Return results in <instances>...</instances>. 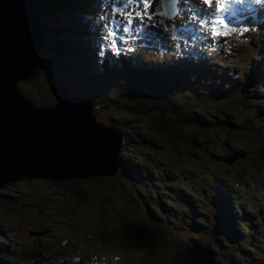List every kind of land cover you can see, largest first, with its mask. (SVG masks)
<instances>
[{
	"label": "trees",
	"instance_id": "1",
	"mask_svg": "<svg viewBox=\"0 0 264 264\" xmlns=\"http://www.w3.org/2000/svg\"><path fill=\"white\" fill-rule=\"evenodd\" d=\"M35 4L43 21H48L42 53L54 70L51 80L69 94H80L55 69L73 73L83 92L101 105L104 123L123 126L127 137L122 170L117 173L120 182L112 177L57 183L26 180L16 184L18 191H0V229L7 230L0 234V264H99L92 253L87 254L94 247L104 255L98 258L101 264H154L144 252L146 237L160 240L180 264L181 251L193 246L211 247L219 264H264V218L247 203L257 195L258 180L234 179L243 170L255 174L264 168L260 166L264 165V72L257 69L264 46L248 54L227 88L214 86L200 82L197 74L201 51L188 58L187 45L165 17H153L164 27L162 34L129 35L123 32L119 15L123 5H113L112 0H35ZM134 7L131 4L130 9ZM157 8L163 11V4L153 0L149 11ZM104 13L110 30L117 32V44L110 43L114 54L106 65V59L100 62L98 76L84 83L72 71H80L76 62L70 61L72 73L62 67L67 54L76 50L66 44L56 57L52 30L62 45L60 24L72 20L84 27L80 17L89 14L100 35ZM260 25L255 28L264 40ZM69 28V34L74 32ZM251 60L255 66L248 65ZM217 62L225 70L201 73L218 79L216 74H225L229 66L220 58ZM33 77L43 84L39 92L45 91L55 102L44 70L37 69ZM36 83L24 88L29 91ZM250 165L256 166L252 170ZM157 181L168 184L158 189ZM38 185L54 191L47 204L32 197ZM26 194L32 199L23 203L19 196ZM20 224L28 229L14 227Z\"/></svg>",
	"mask_w": 264,
	"mask_h": 264
},
{
	"label": "water",
	"instance_id": "2",
	"mask_svg": "<svg viewBox=\"0 0 264 264\" xmlns=\"http://www.w3.org/2000/svg\"><path fill=\"white\" fill-rule=\"evenodd\" d=\"M3 9L0 6V23ZM13 13L7 10L5 15L9 21L4 26L9 49L4 50L0 41V191L26 180L57 183L74 178H113L122 170L121 154L127 136L123 126L104 123L99 103L96 107L90 99L71 100L58 89L54 92L55 103L48 106L31 101L25 90L15 88V82L23 81L27 75L34 83V69L44 70L48 80L52 74L45 69L44 36H20ZM6 55L9 65L4 63ZM251 127L254 128L252 124ZM254 176L243 170L234 179ZM215 258L209 246L181 251L183 264H219Z\"/></svg>",
	"mask_w": 264,
	"mask_h": 264
},
{
	"label": "rangeland",
	"instance_id": "3",
	"mask_svg": "<svg viewBox=\"0 0 264 264\" xmlns=\"http://www.w3.org/2000/svg\"><path fill=\"white\" fill-rule=\"evenodd\" d=\"M4 2H5V0H2V2H0V4L3 5ZM24 3H25L24 0H17L16 2L13 3L12 7L15 8L16 10L18 9L16 14H15V12L13 13L14 20L16 21V23H22V25L24 23H26V24H31V23L37 24L38 20L35 18V16L30 14L27 9H24ZM112 4L121 6L122 5V0H112ZM20 12H23V14H24V15L22 14L21 17H20V15H21ZM190 14H191V12H188V11L185 10V11H182L180 13V15H178V16L173 18L174 19L173 20V31L174 32H175V22H174L175 20L179 21V22L185 21L187 27L191 28V26H189V24H191V21H189V19H188ZM60 16H61V14H60ZM185 16L187 17L186 19H185ZM17 17L19 18L18 21L16 20ZM29 17H31V21L29 20ZM82 18H83V16L80 17V20L84 21ZM107 18L108 17H107L106 14L102 15V18H101V21H102V28H101L102 30H101V32L102 33L100 35L94 33V31H93V29L91 27H88V28L81 27V23H75V22H71L72 20H69L67 22V24H65L64 27H67L69 25V27H70L69 30L72 31V29L74 28V32H71L70 34L69 33L63 34V43H62V45L57 46V44H56V46H55L56 49H55L54 53L56 54V57L59 56L60 49L64 48L66 46V44H68V47H69V49L71 51L76 50V52L72 53L71 55H69V53L67 54L66 59L63 60V62L65 63V67L64 66H62V67L63 68H67L69 71H71V69H70V67H71L70 64L71 63H70V61L76 62L78 68L80 69V71L77 69L76 70L77 73H76L74 68L72 69V71L84 83H87V82H89L91 80V78H92L91 76L94 74V71L96 73V76H98L97 75V71L98 70L96 71V68H95L94 65H98V64H100V62H104L105 54L109 53L108 48L104 47V44L106 45V44H108L110 42V41H107L106 38H105L107 36V34L105 32H109V30H110V28H109V26L107 24ZM207 19H209V21H210L208 26L211 25V27H212V26H214L216 24V21L213 18H207ZM195 20H196L195 24L197 26L201 27L200 18L196 17ZM213 20H214V22H213ZM170 21L171 20H168V22H170ZM4 26H6V24ZM4 26L0 27V39L2 37H3V39L6 37L5 36V32H4ZM38 27L39 26L36 27L37 30L35 32H37L38 35H45V37H46V30H47V27H48V21H44L43 26L39 27V28ZM79 29H81V31H79ZM232 29H234V27ZM232 29L227 30L226 33H228V34L227 35H223V37H220L219 41L222 44H224L227 40H231L233 38V35H234L236 37V39L239 40V42H238V46L239 47L238 48H240V47H245V48L249 47V39L247 37L248 33L244 32L243 35L240 34L241 30L244 29V28H235V31H233ZM30 30H31V28H30ZM30 32L31 31H27L25 34H30ZM205 34L206 33H203L199 29H188V36H189V39H190L192 44H197L196 37H198L203 44L207 43L208 40H207ZM96 35H97V37H96ZM175 35H176V32H175ZM176 37L179 38L178 35H176ZM53 38H56L57 42H60V40H61V38L57 37L55 34L53 35ZM94 45L101 46L103 52L101 53V51H99L98 49H95ZM212 53L213 52L209 48H207L206 52L204 54V59H205L206 63H208V65L210 67L213 64V58H214ZM97 60H99L100 62H98ZM48 61L46 60L47 63H48ZM200 65H203L201 60H200ZM258 67L259 68H264V63L258 65ZM219 68H221L222 70H225V68L223 66H221L217 62L215 70H213L212 72H216V70H218ZM37 69H34V71L37 70ZM45 69L48 71L47 73H49L50 67L48 68V66H45ZM50 71H52L51 74L53 75V71L54 70L50 69ZM55 71H56V73H59L62 77L65 78L67 86H72V89L77 88V89L80 90V92H83L82 84L79 83V82H75L73 80L74 74L72 73V71H71V73H72L73 76H71L70 72H68V71L60 72V71H58L56 69H55ZM239 73H240L239 69H236V68H233L232 66H229V69L226 71L225 74H221V73H220V75L216 74L218 79H216V80L212 79L210 81V83L213 84L214 86L225 84L226 88H227L228 85H230L232 82H234L236 80V77H237L236 75L239 74ZM202 77L207 78L205 75H202ZM29 78H30V76L27 75L26 78L23 81L15 82V85H14L15 88L17 90H19V88H20V90L28 91L26 88H24L25 87L24 85H29V84L32 83V81H29ZM35 78L36 77H33V79H35ZM194 79L195 78L190 77V80H194ZM9 82H10V80H9ZM48 82L51 85L50 88H51L52 94L55 95V93L59 91L58 89H61L60 88L61 86L59 84L55 83V81H52V80H48ZM17 83H19V84H17ZM34 83H36L35 80H34ZM41 86H43V84H42V82L40 80L37 81V83L35 84L34 87L31 86L29 91H28L29 95H30V97H28V98L31 99V101H32V99H35L36 101L38 100V102H40L43 105H48V106L52 105V102H54L53 99H52L53 97H50V95L46 94V92L43 91V90H42V93L39 92L38 89ZM61 91L63 93H65V94H67V97L71 98V100H75L73 98H78V97L70 96L66 89H64V90L61 89ZM95 93L99 94V93H101V91L96 89ZM81 95L82 96L79 97L78 99L88 100L87 95L85 93H82ZM91 101L96 102L93 99H91ZM94 104L96 105V107L99 106V104H97V102L94 103ZM254 166L255 165H250V167L252 169H253ZM262 178L264 179L263 175L261 176L260 179H262ZM113 179H115L117 181L119 180V182H120V177H118L117 175L114 176ZM16 184L17 183H14L11 186H9L8 188L9 189H15L16 191H18V188H17ZM156 184H157V188L158 189H162L161 186L162 187L167 186L168 181H161V182L157 181ZM35 190H36V193L32 197L35 198V200H37L38 202H42L44 204H47L49 202L48 201L49 198L51 199L54 196L53 195L54 191L52 189H50V188L40 187L38 185V186H35ZM2 191H4V189ZM16 191H12L11 190V192H16ZM255 192H257L258 194L263 195V193L261 191H259V189H255ZM10 195H11V193L6 194V196H10ZM19 199L22 200L23 203H24V202H26V201H28L29 199H32V198L29 195L26 194L25 196H23V195L19 196ZM66 199H68V198H66ZM251 202L254 203L257 206L258 210H260L262 212L261 214H262V216L264 218V214H263L264 213V198H263V196L256 197ZM0 218L3 219L2 215H0ZM6 221H14V220L6 218ZM9 224L12 226L14 224V222H10ZM0 226H2V223H0ZM14 227L15 228L22 227L25 230L28 229V227L26 225H21V224L19 226L15 225ZM3 231H7V230L3 229ZM144 240H146V243L143 245L144 252L147 253V256H149V258L154 262V264H180L177 261V259H175L174 254H172L170 251H166L164 249V247L162 246V243H161L160 240L149 239L147 237ZM155 249L158 250V253H154ZM91 253L95 257L97 262L99 264H101V262L98 259V258H103L104 257V255L101 252V250H97L94 247L92 252H88L87 254H91ZM116 262H114L113 264H115Z\"/></svg>",
	"mask_w": 264,
	"mask_h": 264
},
{
	"label": "clouds",
	"instance_id": "4",
	"mask_svg": "<svg viewBox=\"0 0 264 264\" xmlns=\"http://www.w3.org/2000/svg\"><path fill=\"white\" fill-rule=\"evenodd\" d=\"M16 1L17 0L11 1L8 4V7H9V9H11V11H15L16 10L15 8L12 7L13 3L16 2ZM0 2H2V0ZM6 2H8V0H5L4 4ZM24 2H25L24 3V9H27L28 11L29 10L32 11V13H30V14L34 15L35 18L38 20L37 24L33 23V25L30 27L31 30L29 29L28 31H32L33 32L32 35H34V37L36 36V37L39 38V35H37V32H35V31L37 30L36 27L38 26V24H40V22L42 23L41 27L43 26V23H44V21H43V12L40 9H38V7L35 6V2L33 0H24ZM122 5H124V1L122 2ZM0 6L3 7V5H1V4H0ZM130 7H131V5H129V8ZM36 8H37V11H36ZM140 8L143 9V5H141ZM165 8H166V2L163 4V9L162 10H164ZM180 8H183V7L180 6ZM122 10H124V9H122ZM4 12H5V9H3V15H2V17L5 18V15L7 14V12H6L5 15H4ZM91 17H93V16H91ZM186 18L187 17L185 16V19ZM82 19L85 21L84 16H83ZM93 19H94V17H93ZM250 19L251 20H248V21L247 20H241L240 17L236 18V17H233L232 15L229 14L227 16V21H229V24H227V25L229 27H231V29L233 27H234V29L235 28H247V29H249L254 24H256L254 22V20L258 19L257 24H261L260 25V29L264 30V9H262L260 11L258 10L255 13H253ZM166 20L168 22L167 18H166ZM173 20L174 19H172L171 21H173ZM193 21L194 20H191V24H189V26H191V28H188L185 21L179 22V21L175 20L174 21L175 22V32H176V35L179 36V39L187 45V47H188L187 54L189 56L188 58H190L192 56L194 57L195 56V52L197 50L201 51L202 57L197 58L199 64H198V66H196V68H197L196 71H197V74L199 76L200 82H202V83L203 82H210L212 80V79L209 78V76L205 72L201 73L202 71H205V70H208V69L212 73V68L208 65V63H206V61L204 59V54H205L207 48L210 49V47L212 46V49H210V50L213 52L212 54L214 56V58H213V63H214L213 67L214 68L216 67L217 59L220 58L222 63H226L228 66H232L233 68L240 69V66L242 65L243 60L246 57H249L248 54H250L253 49H259V48L264 46V40L261 39V37H259L258 35L251 42L249 40V47H247V48H245V47L238 48L239 47L238 43L234 42L235 41L234 38H236L234 35H233L234 38H232L231 40H227L224 44H222L219 41V38H210L208 36L209 32L212 30V28H214V26L211 27V25H210L208 27L207 26L206 27L205 26L204 27H199L196 24H193L192 23ZM153 22L155 23V26L152 27L151 26L152 22H148L149 23V28H148V31H145V32H152V33L157 32L159 34H162L164 32V30H162L164 27H162L159 23H157L154 20H153ZM94 23L95 22H92L90 25H87V26L91 27L92 29H94ZM137 23H138V20H137ZM15 24L17 25L16 27H17L18 32H20L21 34H25L27 32L25 30V28L23 27L22 23H15ZM60 26L62 27L61 30H62L63 34L69 33L67 31L68 26L64 27L65 24H63V23H61ZM101 28H102V21H101ZM188 29H199L203 33H206L205 36H206L208 42L203 44L200 41V39L198 37H196L197 44H192L190 39H189V36H188ZM101 30H100V32H101ZM4 32H5V30H4ZM11 33L13 34L12 30H11ZM105 33L107 34L108 32H105ZM246 33H247V31H246ZM5 36H6V34H5ZM43 36H44V39H45V35H43ZM44 39H43V46L45 48ZM0 41H3V43H4V46H5L4 50H8L9 47H7L8 44H7L6 38L3 39V37H2L0 39ZM258 43H260V44H258ZM55 44H57V46L61 45L60 42H57V41H56ZM94 47L99 50L98 45L97 46L94 45ZM235 50H236V52L233 53ZM255 59L256 58H253V60H255ZM200 60L202 61L203 65H200ZM253 60L248 62V65L255 66L253 64ZM260 60H261V58L259 60H257L258 61V65L261 64ZM97 61L100 62L99 60H97ZM100 65H102V63L98 64V65H94L95 68H96V71L98 70ZM104 65H106L105 62L103 63V66ZM258 65H257V67H258ZM95 75H96V73L94 71V74L91 77L93 78V77H95ZM202 75H205L207 78L202 77ZM219 75H220V73H219ZM69 95L72 96V97H78V98L81 97V95L78 94V93H70ZM261 196H263V198H264V194L261 195Z\"/></svg>",
	"mask_w": 264,
	"mask_h": 264
},
{
	"label": "snow or ice",
	"instance_id": "5",
	"mask_svg": "<svg viewBox=\"0 0 264 264\" xmlns=\"http://www.w3.org/2000/svg\"><path fill=\"white\" fill-rule=\"evenodd\" d=\"M166 2L167 7L161 11L160 8H157L155 11L150 12L149 9L153 6V0H126L123 5V9L119 10V15L123 18V32L131 35L133 32L140 33L141 31H147L149 28V23L152 22L151 26L154 27L155 23L153 22L154 16L166 17L168 20H172L174 17L180 15L182 11L188 9L190 5V0H156L158 5L164 4ZM213 0H203L204 5H212ZM256 4L264 3V0H252ZM248 3V0H226V7L224 9H217V11H224L233 17L239 18L242 13L245 11V5ZM134 4V8H129V5ZM183 4V8H178L177 6ZM143 5V9L140 6ZM233 5L237 7L233 8ZM196 17H199L201 20V27L209 25V19L214 18L215 12H209L207 9L201 10L197 8L194 12H191L189 16V21L194 20ZM138 20V24L134 27V23ZM163 23V20L159 21ZM214 22V20H213ZM227 27V25H225ZM235 31V29H232ZM248 31L247 28L241 30L240 34L243 35L244 32ZM226 32H221L212 29V36L218 37L221 35H227ZM106 39L110 40V43L113 47H116L117 44V32L109 31Z\"/></svg>",
	"mask_w": 264,
	"mask_h": 264
},
{
	"label": "bare ground",
	"instance_id": "6",
	"mask_svg": "<svg viewBox=\"0 0 264 264\" xmlns=\"http://www.w3.org/2000/svg\"><path fill=\"white\" fill-rule=\"evenodd\" d=\"M1 1V0H0ZM11 1H8V2H6L5 4H3V8L5 9V12H4V15L6 14V12H7V10H11V9H9V7H8V4L10 3ZM18 10V9H17ZM17 10H15L14 12H15V14H16V12H17ZM29 13H32V11H28ZM21 13V15H20V17L22 16V14H23V12H20ZM14 14V15H15ZM24 15V14H23ZM16 20L18 21L19 20V18L17 17L16 18ZM29 20L31 21V17H29ZM9 21H8V19L7 18H5L1 23H0V27L1 26H4L5 24H7ZM33 25V23H31V24H26V23H24L23 24V27L25 28V30L26 31H28L29 29H30V27ZM39 27H41V25H39ZM38 27V28H39ZM30 34H33V32L31 31L30 32ZM38 35V34H37ZM20 36H21V33H20ZM23 36V35H22ZM28 39V38H27ZM7 47H9V45H7ZM2 57H4L3 56V54H1V59H3ZM9 61H10V58H9V56L8 55H6L5 56V61H4V63L6 64V65H9ZM117 174H115L114 176H116ZM113 176V177H114ZM75 179V178H74ZM74 179H70V180H74ZM75 180H79V179H75Z\"/></svg>",
	"mask_w": 264,
	"mask_h": 264
}]
</instances>
